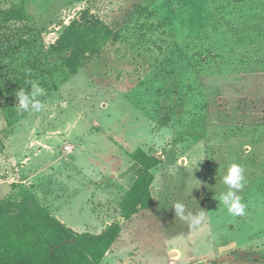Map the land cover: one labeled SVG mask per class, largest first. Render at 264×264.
Listing matches in <instances>:
<instances>
[{
  "label": "rangeland",
  "instance_id": "rangeland-1",
  "mask_svg": "<svg viewBox=\"0 0 264 264\" xmlns=\"http://www.w3.org/2000/svg\"><path fill=\"white\" fill-rule=\"evenodd\" d=\"M32 83L43 107L21 110ZM0 98V203L120 223L100 264H264V0H0ZM138 149L153 204L125 218ZM231 164L242 216L220 201Z\"/></svg>",
  "mask_w": 264,
  "mask_h": 264
},
{
  "label": "trees",
  "instance_id": "trees-1",
  "mask_svg": "<svg viewBox=\"0 0 264 264\" xmlns=\"http://www.w3.org/2000/svg\"><path fill=\"white\" fill-rule=\"evenodd\" d=\"M74 38L69 28L61 40L68 44ZM134 157L141 170L121 202L125 218L153 204L152 169L159 159L143 149L135 151ZM121 229V224L115 223L99 234L77 232L33 196L7 200L0 203V264H100Z\"/></svg>",
  "mask_w": 264,
  "mask_h": 264
},
{
  "label": "clouds",
  "instance_id": "clouds-1",
  "mask_svg": "<svg viewBox=\"0 0 264 264\" xmlns=\"http://www.w3.org/2000/svg\"><path fill=\"white\" fill-rule=\"evenodd\" d=\"M45 90L38 83H32L31 92L26 94L24 90H20L17 94L19 108L28 110L29 108L40 110L43 105L37 97L44 95ZM243 169L237 164L228 166L226 174L222 177V184L227 186V190L221 192L220 201L226 207L228 213L234 216H242L245 214L246 205L241 201V197L237 194L243 188ZM175 214L184 218V205L177 203L174 205ZM203 219V213L193 217L196 223Z\"/></svg>",
  "mask_w": 264,
  "mask_h": 264
},
{
  "label": "crops",
  "instance_id": "crops-1",
  "mask_svg": "<svg viewBox=\"0 0 264 264\" xmlns=\"http://www.w3.org/2000/svg\"><path fill=\"white\" fill-rule=\"evenodd\" d=\"M118 240H119V238H118ZM116 242H117V240H116ZM116 242H115V243L112 245V247L109 249V251L107 252L106 256L104 257V260H105V259L107 260V259L109 258V257L107 258V256H108L109 253L113 250V247L115 246ZM104 260H103V261H104Z\"/></svg>",
  "mask_w": 264,
  "mask_h": 264
}]
</instances>
